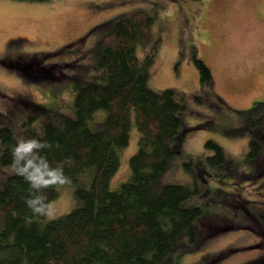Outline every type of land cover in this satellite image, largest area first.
<instances>
[{
    "label": "rangeland",
    "instance_id": "1",
    "mask_svg": "<svg viewBox=\"0 0 264 264\" xmlns=\"http://www.w3.org/2000/svg\"><path fill=\"white\" fill-rule=\"evenodd\" d=\"M136 9L155 13L150 46L156 50L146 85L155 93L174 91L186 109L178 155L161 183L189 185L197 174L200 187L183 206L202 208V239L182 241L173 264H264V118L252 128L251 116L240 114L258 103L264 115V0H0V127L18 134L28 120L38 131L52 110L71 116L79 76L93 72L95 44L116 18ZM148 52L138 48L136 55ZM194 57L210 70L209 89L200 87ZM138 138L132 123L109 189L128 179ZM251 138L262 148L256 170H238L236 162L237 169L220 178L197 171L203 168L198 159L212 155L206 141L236 161ZM189 158L193 175L183 169ZM9 174V166L0 167V189ZM64 190L50 202L53 215L46 221L78 206Z\"/></svg>",
    "mask_w": 264,
    "mask_h": 264
},
{
    "label": "trees",
    "instance_id": "2",
    "mask_svg": "<svg viewBox=\"0 0 264 264\" xmlns=\"http://www.w3.org/2000/svg\"><path fill=\"white\" fill-rule=\"evenodd\" d=\"M154 19L155 13L135 10L112 22L92 51L93 72L87 69L86 75L79 76L71 116L52 110L38 131L28 120L18 134L9 126L0 127V167L12 164L14 136L46 141L51 148L42 155L53 166L69 161L63 164L72 180L67 188L79 203L49 221L35 217L25 205L29 185L9 174L0 189V264H173L182 241L192 243L198 234L202 239L198 227L202 208L183 206L186 199L200 193L197 174L189 185L161 183L178 155L179 126L186 109L174 91L155 93L146 85L156 50L150 46ZM138 48L149 52L140 59ZM193 61L200 87L209 89V68L197 57ZM259 109L256 103L240 112L251 116L252 128L263 122ZM132 123L139 138L137 151L128 161L130 175L111 190L109 182L128 145ZM204 147L212 155L198 159L203 168L197 171L218 178L227 173L224 170L237 169L236 162L238 170H256V157L262 150L261 142L251 138L247 154L235 161L210 140ZM184 161L183 169L194 173L192 160ZM242 173L247 175L244 169ZM62 191L50 189L44 195L52 202ZM211 191L219 196L218 189Z\"/></svg>",
    "mask_w": 264,
    "mask_h": 264
},
{
    "label": "clouds",
    "instance_id": "3",
    "mask_svg": "<svg viewBox=\"0 0 264 264\" xmlns=\"http://www.w3.org/2000/svg\"><path fill=\"white\" fill-rule=\"evenodd\" d=\"M50 148L51 145L46 141L24 138L22 135L17 137L16 144L11 148L10 174L23 178L29 185L25 205L38 218H50L53 215V206L44 193L50 189L59 192L72 184L63 167L69 161L53 166L42 155Z\"/></svg>",
    "mask_w": 264,
    "mask_h": 264
},
{
    "label": "flooded vegetation",
    "instance_id": "4",
    "mask_svg": "<svg viewBox=\"0 0 264 264\" xmlns=\"http://www.w3.org/2000/svg\"><path fill=\"white\" fill-rule=\"evenodd\" d=\"M137 10V9H136Z\"/></svg>",
    "mask_w": 264,
    "mask_h": 264
}]
</instances>
